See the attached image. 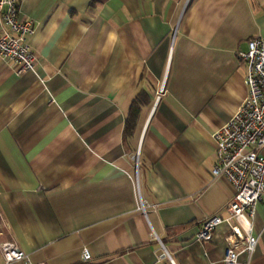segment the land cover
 <instances>
[{"label": "crops", "instance_id": "crops-1", "mask_svg": "<svg viewBox=\"0 0 264 264\" xmlns=\"http://www.w3.org/2000/svg\"><path fill=\"white\" fill-rule=\"evenodd\" d=\"M18 15L36 60L0 55V242L35 264H81L84 245L92 264H222L229 224L195 232L234 191L210 170L212 132L246 93L237 51L264 34V0H18ZM251 227L248 264H264V194Z\"/></svg>", "mask_w": 264, "mask_h": 264}, {"label": "built area", "instance_id": "built-area-1", "mask_svg": "<svg viewBox=\"0 0 264 264\" xmlns=\"http://www.w3.org/2000/svg\"><path fill=\"white\" fill-rule=\"evenodd\" d=\"M32 30L31 19L18 15V0H0V55L16 72L30 69L35 63L27 41ZM237 56L245 65L246 93L234 113L212 132L215 161L210 169L214 175H224L234 191L225 205L227 214L206 216L195 232L199 239H210L220 222L229 224L222 264H248L257 242L251 220L264 194V34L248 37L245 49L238 50ZM161 91L162 85L156 99ZM0 251L2 264L18 259L35 264L12 240L1 241ZM81 264H92L91 252L85 245L81 248Z\"/></svg>", "mask_w": 264, "mask_h": 264}, {"label": "trees", "instance_id": "trees-1", "mask_svg": "<svg viewBox=\"0 0 264 264\" xmlns=\"http://www.w3.org/2000/svg\"><path fill=\"white\" fill-rule=\"evenodd\" d=\"M139 97H137L136 96V98L133 100V103H132V105H131V108H130V116L128 117V119H131V116L135 113V111H136V107L137 106H135V101H137V99H138ZM130 121V120H129Z\"/></svg>", "mask_w": 264, "mask_h": 264}]
</instances>
